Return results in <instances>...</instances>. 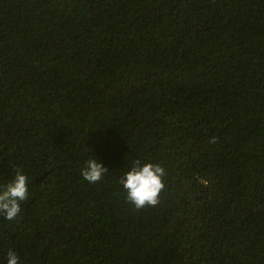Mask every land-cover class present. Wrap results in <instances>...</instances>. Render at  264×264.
I'll list each match as a JSON object with an SVG mask.
<instances>
[{
    "label": "trees",
    "instance_id": "trees-1",
    "mask_svg": "<svg viewBox=\"0 0 264 264\" xmlns=\"http://www.w3.org/2000/svg\"><path fill=\"white\" fill-rule=\"evenodd\" d=\"M136 159L167 172L140 212ZM16 167L0 264H264V0H0V191Z\"/></svg>",
    "mask_w": 264,
    "mask_h": 264
},
{
    "label": "clouds",
    "instance_id": "clouds-1",
    "mask_svg": "<svg viewBox=\"0 0 264 264\" xmlns=\"http://www.w3.org/2000/svg\"><path fill=\"white\" fill-rule=\"evenodd\" d=\"M217 137L209 143L216 144ZM14 178L0 191V216L6 221L16 222L21 218L22 204L29 199V179L20 167L14 169ZM108 174V168L94 158L85 161L80 175L91 185L101 182ZM167 172L159 163L143 162L136 159L119 179L126 192V202L134 206L136 212L161 203V194L166 189ZM7 264H20V258L13 251L7 253Z\"/></svg>",
    "mask_w": 264,
    "mask_h": 264
}]
</instances>
